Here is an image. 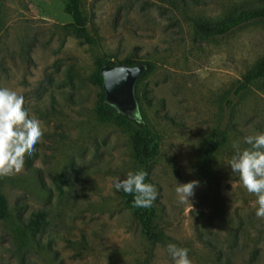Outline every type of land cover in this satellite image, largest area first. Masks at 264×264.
<instances>
[{"label": "rangeland", "instance_id": "1", "mask_svg": "<svg viewBox=\"0 0 264 264\" xmlns=\"http://www.w3.org/2000/svg\"><path fill=\"white\" fill-rule=\"evenodd\" d=\"M259 1L82 0L91 45L73 33L62 0H4L0 87L24 96L44 135L20 173L0 177L9 205L0 264H172L169 243L187 248L192 264H264L256 197L228 165L233 143L251 147L244 137L264 132V82L235 92L245 74L264 71V23L206 42L193 25ZM129 58L145 67L134 96L128 85L106 98L161 135L150 164L161 242L148 240L114 187L138 166L133 133L99 113L95 74L108 65L99 61ZM219 130L227 139L207 162ZM192 180L190 202L178 203L175 187ZM40 210L47 223L33 234L27 222Z\"/></svg>", "mask_w": 264, "mask_h": 264}, {"label": "trees", "instance_id": "2", "mask_svg": "<svg viewBox=\"0 0 264 264\" xmlns=\"http://www.w3.org/2000/svg\"><path fill=\"white\" fill-rule=\"evenodd\" d=\"M64 2V10L72 16V22L69 24L73 33L82 43L96 44L95 37L91 34L90 20L85 12L82 0H62ZM4 8V0H0V32L2 30V12ZM262 21L264 23V0H260L258 4L253 6H244L235 13L229 14L223 18L216 20L194 19V36L197 41L206 42L210 39L227 35L235 29L249 24L254 21ZM100 65L108 64L114 67L117 63L107 59L100 60ZM128 65L138 63L135 59H127L122 62ZM149 73V72H148ZM96 81L103 86V76L101 69L95 74ZM258 81L264 82V71L255 68L243 76V79L237 86L236 94L244 92L247 88ZM148 96V94H147ZM149 97V96H148ZM150 100V98H149ZM99 113L103 119L113 120L117 125L127 128L133 133L134 154L138 161L137 168L133 171L143 170L148 175L146 181L152 183L153 179L150 171V164L156 159L160 153L162 138L158 131L151 125L138 122L123 112L116 110L106 98V92L102 93L99 102ZM226 132L219 130L213 135L205 149V157L207 162L211 161L215 152L222 146L226 140ZM122 197L124 203L130 208L134 218L142 227L148 240L151 242H161L166 239L164 230L158 227L156 223V205L153 202L150 208H138L133 206V196L125 194ZM9 217V205L6 196L0 190V219ZM47 223V212L40 210L33 212L28 219L27 227L33 234L39 233Z\"/></svg>", "mask_w": 264, "mask_h": 264}, {"label": "clouds", "instance_id": "3", "mask_svg": "<svg viewBox=\"0 0 264 264\" xmlns=\"http://www.w3.org/2000/svg\"><path fill=\"white\" fill-rule=\"evenodd\" d=\"M24 96L7 87H0V177L20 173L25 157L36 151V145L44 135L41 122L23 107ZM244 143L251 147L241 148L233 143L234 154L228 161L232 172L238 173L242 186L256 197L253 206L255 215L264 220V132L244 137ZM148 174L143 171H129L123 179L117 178L114 187L133 196V206L150 208L158 196L156 186L145 182ZM199 185L196 180L178 184L175 193L178 203L186 204ZM188 249L175 244L167 245L172 264H192Z\"/></svg>", "mask_w": 264, "mask_h": 264}, {"label": "water", "instance_id": "4", "mask_svg": "<svg viewBox=\"0 0 264 264\" xmlns=\"http://www.w3.org/2000/svg\"><path fill=\"white\" fill-rule=\"evenodd\" d=\"M101 73L107 97L128 85L131 87V94L134 96L135 85L145 73V67L141 64L127 65L122 63L116 64L114 67L106 65L102 67Z\"/></svg>", "mask_w": 264, "mask_h": 264}]
</instances>
